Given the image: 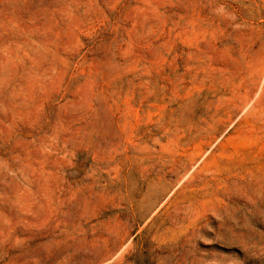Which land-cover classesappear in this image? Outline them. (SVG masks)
Masks as SVG:
<instances>
[{"label":"rangeland","instance_id":"rangeland-1","mask_svg":"<svg viewBox=\"0 0 264 264\" xmlns=\"http://www.w3.org/2000/svg\"><path fill=\"white\" fill-rule=\"evenodd\" d=\"M0 264H264V0H0Z\"/></svg>","mask_w":264,"mask_h":264}]
</instances>
